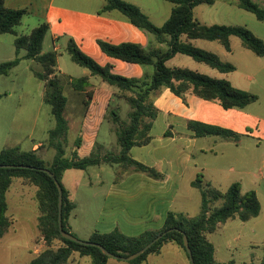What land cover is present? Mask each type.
Returning a JSON list of instances; mask_svg holds the SVG:
<instances>
[{
	"label": "trees",
	"instance_id": "trees-1",
	"mask_svg": "<svg viewBox=\"0 0 264 264\" xmlns=\"http://www.w3.org/2000/svg\"><path fill=\"white\" fill-rule=\"evenodd\" d=\"M164 1L172 3L174 7L161 26L154 25L139 7L123 0H104V6L100 10L101 14L111 11L119 12L131 25L149 32L158 45L166 47V49L143 48L129 42L115 45L102 40L97 41L100 50L112 59L128 64L152 66L154 71L151 76L127 78L114 74L110 65H99L84 54L73 39H68L66 51L73 63L87 69L91 77H98L103 83L116 89L115 96L125 100L129 111L126 121L121 120L117 111H109V106L104 116V120L115 126L114 135L119 149L115 155H101L94 148L88 156L80 157L78 149L81 147L82 139L78 136L73 143L74 149L67 157L65 145L70 128L64 116L67 105L62 86L64 76L57 68L56 51L42 52L49 25L41 23L30 32L19 35L16 28L21 25L28 11L8 9L4 6L5 0H0V35L14 36L13 44L16 54L13 60L0 64V75H8L21 60H31L37 64L40 70L35 71L34 75L43 83V101L50 107V113L55 122L54 128L48 132L47 139L49 147L54 150V157L50 163L39 157L37 151H23L17 146L0 151V165L28 167L0 168V240L12 225L7 217L6 195L13 179H20L24 186L36 187L35 199L40 212L38 229L45 247L28 264H69L74 253L80 257H88L90 264H106L109 259L97 247L84 246L62 238L58 230V190L53 180L42 170H49L62 188V228L70 233L67 227L68 219L75 205L61 184L64 172L86 170L108 164L117 165L123 173H143L153 179L161 178V174L156 170L129 156L132 147L146 146L151 141L150 129L158 113L150 102L154 92L165 87L177 97L191 93L202 100L216 102L225 110L243 109L257 100L255 95L232 87L224 79L212 78L188 68H171L167 66V62L180 54L220 73H230L235 71L232 64L222 61L213 52L194 46L191 41L217 42L226 52H230L231 38L237 37L241 41V46L257 57H264V42L245 26L205 25L197 21L194 18L193 9L203 4L211 5L214 0ZM236 3L239 8L252 14L258 21H264V9L251 0H236ZM21 50L25 51V54L23 57H18ZM68 84L85 98L84 117L93 97L92 91H87L89 77L70 80ZM188 126L196 136L237 139L233 132L220 127L197 122H189ZM191 184L200 191L201 195L200 212L196 216L187 217L182 213L168 212L162 228L158 231H146L137 237H128L118 230L105 234L95 232L88 241L102 246L114 256L125 258L161 236L147 251L128 263L143 264L149 255L161 254L163 247L168 244L184 251L189 262L183 245V235H186L194 264H234L233 261H216L214 246L208 240V235L213 234L230 220L238 219L241 222H248L256 218L260 213L257 194L254 191L242 194L239 183H233L225 191H220L205 183L200 176Z\"/></svg>",
	"mask_w": 264,
	"mask_h": 264
},
{
	"label": "rangeland",
	"instance_id": "rangeland-1",
	"mask_svg": "<svg viewBox=\"0 0 264 264\" xmlns=\"http://www.w3.org/2000/svg\"><path fill=\"white\" fill-rule=\"evenodd\" d=\"M132 1L138 3V7L156 26H161L166 21L174 7L172 3L164 0ZM251 1L256 4L258 0ZM114 14L121 16L126 21L120 13L115 12ZM193 15L200 23L205 25L245 26L246 24L248 26L245 27L257 37H261L260 39L264 42V21H258L252 14L239 8L236 0H214L211 5H199L193 10ZM131 28L137 30L140 34L139 37L141 36V38L137 43L143 48L159 47L152 34L142 29ZM27 31L24 30L23 25L16 28L18 34ZM13 40V35H0V64L16 57ZM66 42L67 37L63 35L54 41V45L57 47V68L64 76L62 86L67 99L64 116L70 126L65 150L66 156L69 157L74 149L73 143L80 129L85 98L83 94L73 90L68 81L90 76V73L87 69L73 63L66 51ZM191 43L198 48L215 53L222 61L235 66L236 70L230 73H220L180 54L175 55L168 61L167 66L171 68H188L217 79L228 78L232 81V87H243L240 89L251 91L250 93L253 92L252 94L257 97L254 103L248 105L242 111L246 116H252L253 119H249L247 125L242 122H238L237 125L247 126L248 133H252L259 140L248 139L245 141V138H242L243 146L251 142L252 150H245L244 147L240 149L242 151L239 152L240 157L236 159V169L247 174V178L243 180L242 193L246 189L250 190L253 187H258L259 199L264 208V57H257L252 52L244 49L237 37L232 38L230 52H226L217 42L193 40ZM161 48L166 49L165 46H161ZM53 50L52 39L47 34L43 41L42 52L46 53ZM97 50L98 54L102 56V60L94 54L89 56L101 65L113 64L114 68L111 70L114 73L138 78L153 74L154 69L152 66L126 64L108 57L107 61H104L105 55L99 49ZM24 54L25 51L21 50L18 57ZM39 70L40 67L33 61L22 60L8 75H0V151L16 146L23 151H29L34 143H40L43 146L37 154L50 163L54 157V150L49 147L47 139L48 132L54 128L55 122L50 113V107L43 101V83L34 75V72ZM244 75L253 77L252 83L243 84L241 80L244 81ZM235 80H239L241 83L236 82L235 84ZM90 84L93 85L92 89H94L103 83L100 78L90 76ZM110 88L114 95L112 94L109 111H117L121 120L126 121L129 106L124 99L115 96L116 89ZM90 90V88L87 89V91ZM164 91H167V88L162 87L151 95L150 102L155 108L162 107L165 104V100L160 99ZM184 110L187 111L188 109L185 108ZM99 130L96 149L101 155H115L119 150L114 135L115 126L104 120ZM255 143L258 145H254ZM207 162L212 166L222 168L225 166L220 165L226 164L225 161L218 160L213 156L208 157ZM255 162L256 164H254ZM120 173L117 165H105L102 170L98 167H91L86 170H68L64 172L61 184L69 192L70 199L75 205V209L69 218L71 230L69 227L68 230L77 239L81 241L89 240L90 230L102 218L100 208L105 202L109 187ZM199 176L203 177L202 175L197 177ZM254 183H256V186H254ZM35 193L36 187L24 186L20 179H13L6 195L8 202L7 217L12 225L0 240V264H28L34 258L32 252L35 251L38 254L45 247L38 229L40 212ZM187 209L190 217H194L200 212V208L191 205L187 206ZM102 221L100 220V222ZM253 226L258 232H256V235L250 231ZM260 234L264 235V217L262 216L246 223L238 219L230 220L221 225L213 234L208 235V240L214 246V257L218 262L233 261L234 264H257L258 261L264 259V246L260 242L262 239ZM172 248L179 250L180 257H174L176 251ZM151 260L155 264H189L184 251L173 245L165 246L161 256L153 257ZM69 264H90V259L80 257L77 253H74L69 260ZM108 264L129 263L109 258Z\"/></svg>",
	"mask_w": 264,
	"mask_h": 264
},
{
	"label": "crops",
	"instance_id": "crops-1",
	"mask_svg": "<svg viewBox=\"0 0 264 264\" xmlns=\"http://www.w3.org/2000/svg\"><path fill=\"white\" fill-rule=\"evenodd\" d=\"M123 1L139 6L132 0ZM256 4L264 8V0H258ZM4 6L12 10L26 9L28 11L21 22L24 30L28 31L21 34L30 32L41 23H47L49 25L47 34L52 39L53 51L57 50L54 41L63 35L67 37V42L69 38L73 39L84 54L87 56L94 54L100 60H102V56L98 54L97 49L100 50L97 44L98 40L115 45L126 42L140 45L137 43L141 38V36L139 37L140 34L131 28L136 29V27L121 16L114 14L117 11L100 13L104 6V0H5ZM245 26L248 25L245 24ZM161 46L159 45V47ZM107 57L105 55L103 60L107 61ZM106 65L114 68L113 64L101 66ZM88 77V88L91 89L93 97L84 117L81 116L78 132V136H81L82 139L81 147L78 149L80 157L89 155L92 149L97 148L99 129L104 122V116L112 101L113 94L111 88L103 82V84L92 89L90 76ZM223 79L232 85L230 79ZM243 79L244 81L241 80V82L247 85L253 81V77L247 75H244ZM236 82L241 83L239 80H235V84ZM240 88L243 87L236 89L242 90ZM167 91L162 92L160 97V99L165 100V104L156 108L158 113L150 129V143L142 147H132L129 151V156L133 160L153 168L161 174V178L153 179L143 173H123L119 168L121 173L112 182L105 202L100 208L102 218L90 230V236L95 232L105 234L118 230L128 237H137L146 231L160 230L168 212L182 213L190 217L187 206L200 208L201 205L200 191L191 184L198 175H202L201 179L205 183L220 191L228 189L233 183H239L242 193L243 180L247 178V174L236 169V159L240 157L241 148L252 150L251 142L243 146L242 138H245V141L248 139L259 140L252 133H248L247 126L237 125L238 122L247 125L249 119H253L252 116H246L242 112L247 106L243 109L225 110L218 103L202 100L191 93L177 97L168 89ZM183 107L188 110H184ZM189 122L230 130L237 136V139H224L219 136H196L195 132L189 128ZM42 146L43 144L34 143L29 151H37L38 153ZM211 156L225 161V165H220L225 167L210 165L207 159ZM105 165L108 164H103L98 168L102 170ZM254 184L256 186V183ZM257 188L246 189L242 193L254 191L260 202L259 215L250 221L261 216L264 217V208L259 199ZM100 220L103 221L100 222ZM67 227L71 230L69 219ZM250 231L254 235L258 233L254 226ZM260 242L264 246V235H262ZM172 249L176 251L174 257H180L179 250ZM32 253L34 256L37 254L35 251ZM161 254L149 255L143 264H155L151 259L160 257ZM257 264H264V259L258 261Z\"/></svg>",
	"mask_w": 264,
	"mask_h": 264
},
{
	"label": "water",
	"instance_id": "water-1",
	"mask_svg": "<svg viewBox=\"0 0 264 264\" xmlns=\"http://www.w3.org/2000/svg\"><path fill=\"white\" fill-rule=\"evenodd\" d=\"M0 168L11 169V168H28V167L0 165ZM42 171L44 173H46L53 180V182L55 183V186L58 190V230H59L62 238L69 240V241H72V242H75L77 244L84 245V246L97 247L98 249H100L102 254H104L105 256H107L109 258L125 261V262H130V261L135 260L140 255H142L145 251H147L155 242H157L160 239L161 236H158L153 241H151L149 244H147L144 248H142L141 250H139L135 254H132V255L125 257V258L117 257V256L110 254L105 248H103L102 246H100L98 244L91 243L89 241H81V240L77 239L76 237L72 236L70 233L65 232L62 228V202H63L62 196H63V192H62V188H61L60 184L58 183V181L55 179L54 175L49 170H42ZM183 245H184L186 252L188 254L190 264H194V261L192 258V253H191L186 235H183Z\"/></svg>",
	"mask_w": 264,
	"mask_h": 264
}]
</instances>
